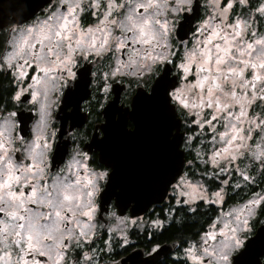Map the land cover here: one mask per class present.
Segmentation results:
<instances>
[{"label":"clouds","instance_id":"clouds-1","mask_svg":"<svg viewBox=\"0 0 264 264\" xmlns=\"http://www.w3.org/2000/svg\"><path fill=\"white\" fill-rule=\"evenodd\" d=\"M89 10L97 19L84 26ZM166 70L178 164L143 208L171 195L186 211L170 205L163 218H131L137 201L106 195L115 168L94 141L109 120L135 132L138 97L152 96ZM72 113L75 123L65 118ZM95 113L105 123L90 140ZM188 153L218 173L241 160L235 188L264 184V0H0V181L18 177L10 188L23 193L0 189V264H237L253 243L250 264H264V241L250 237L249 223L264 195L206 231H185L196 201L208 202L203 182L183 171ZM145 231L149 251L117 259Z\"/></svg>","mask_w":264,"mask_h":264},{"label":"water","instance_id":"water-1","mask_svg":"<svg viewBox=\"0 0 264 264\" xmlns=\"http://www.w3.org/2000/svg\"><path fill=\"white\" fill-rule=\"evenodd\" d=\"M169 83L166 70L152 96L140 94L136 111L132 114L137 123L135 132L125 131L123 120L115 124L112 132L106 131L105 138L109 146L104 156L109 158L115 168L106 195H118L125 204L136 200L139 211L133 214L129 207L133 216L142 215L152 205L165 201L154 200L143 208L147 202L162 195L165 179L178 164L174 141L168 139L178 121H174L162 96V90ZM116 188L120 189L119 193L115 192ZM134 257H137L136 253L126 259Z\"/></svg>","mask_w":264,"mask_h":264},{"label":"flooded vegetation","instance_id":"flooded-vegetation-1","mask_svg":"<svg viewBox=\"0 0 264 264\" xmlns=\"http://www.w3.org/2000/svg\"><path fill=\"white\" fill-rule=\"evenodd\" d=\"M85 17H82V22L84 23V26H87L89 23H95L96 19H97L96 17H93L91 15V10H89V12L87 14H85ZM89 59L91 60V57H89ZM33 72H34V66L32 69H29V77L28 78H30V75ZM85 72H86V69H85ZM28 78H26V82H27ZM187 79L193 80L194 77L189 75L187 77ZM123 95L127 96V93H123ZM110 99H111V97H110ZM68 102H71V101L69 100ZM257 103H259V102H257ZM124 105L127 107H130L131 99L130 98L125 99ZM208 111L209 110L205 109V113H207ZM249 111L251 112V109H249ZM65 118L66 119L73 118V122L74 123L76 122L74 119V113L66 114ZM190 119H195V117L193 116ZM103 123H105L104 117L100 113H95L94 114V123L88 125L87 134L89 135L90 140H91V137L93 135H95L97 130H98L97 125H101ZM114 126H115V124H113L112 121L109 120L108 125L105 127V131H107L108 133L112 132L114 130ZM69 128L71 129V122H69ZM128 128H129V130H132L134 128L131 121H129ZM197 128L198 127L195 124L192 126L193 131L196 130ZM184 130L185 129H182V131H184ZM99 133H100L101 138H103L104 133H103L102 128L99 129ZM67 138L68 137L66 136L65 139H67ZM94 142L97 144L98 147L101 148V150L104 154L107 145L109 146V144H108L109 142L108 143L106 142V138H104L101 141H94ZM194 143H195V141H194ZM189 160L192 161L191 164L188 163ZM208 170H210L209 165L208 164L201 165L200 163H198L196 158H195L194 153L186 154L183 171L188 172L189 179L201 180L203 183H205L208 186L209 190H218L221 187L222 182L225 180H230V183L233 184L237 180L242 179V178H239L236 171H230V175L228 174V176L230 177V179H229L227 177L226 173H222L219 175L216 171H213L212 169H211V171H213L217 174L212 176V177H208V176L203 174ZM212 183L215 184V186H217V187L212 189L211 188ZM218 186H220V187H218ZM25 191L27 192V189H25ZM254 193H259L261 195H264V184L247 183L246 186H244V187L241 186L240 188H235V189L231 188V186H228L226 188V194H225L226 198H225V202H224V207H221V208H217L216 206H214L213 204H210V203H205V201H201V202L196 203V213L193 214V217L191 218L190 222L186 224L185 231L187 233L191 234V233H195V232L208 230V226L212 223L213 219H215L216 217L220 216L221 214H223L225 212L231 211L229 208H231L232 206L233 207L236 206L237 205L236 203L238 201L242 200V202H243V201H246V200L252 198ZM181 200H183V198H181ZM171 201H172V208L174 209L175 213L180 214V213H184L186 211L185 206H183V205L176 206L174 203V198L171 195H168L163 203L152 205L146 213H144L142 215H138V217H142V218H149V217H151V218H156V217L163 218L164 211L166 209H169V208H163L164 204L171 202ZM256 211H257V218L255 220L249 221L251 228H252V231L250 233V237L255 238L257 236V238H256L257 241H264V225H261L259 223V219L264 218V201L258 205V207L256 208ZM127 214L131 218L137 217V216H133L131 214L130 208L127 210ZM187 227H190V229L187 230ZM216 227L219 228L220 224L218 223L216 225ZM150 236H151V234L147 231L140 233L139 235H130L129 239L134 240L135 243L125 245L124 249L122 250V253L117 256V259L123 261L124 259L128 258L130 255H133L134 253H136V255L138 257L141 253V250L146 251V252L149 251V249L147 247V243L149 241ZM104 239H108L107 234L104 235ZM66 242L67 241H65V243ZM159 242L163 246V245H166L168 243V239H167V237H161ZM86 247H87V244H86ZM254 255H255V244L253 243L250 245L247 252L242 253L241 256H239L235 259L237 261V264H250V261L254 257ZM41 259H44V258L41 257Z\"/></svg>","mask_w":264,"mask_h":264},{"label":"rangeland","instance_id":"rangeland-1","mask_svg":"<svg viewBox=\"0 0 264 264\" xmlns=\"http://www.w3.org/2000/svg\"><path fill=\"white\" fill-rule=\"evenodd\" d=\"M213 123H215V121H213ZM195 125L198 127V124H195ZM218 127H219V126H218ZM207 128H208V126L205 125V132H207ZM210 135H211V134L209 133V136H210ZM254 138H255V137H254ZM250 143H251V141H250ZM209 147H210V146H209ZM205 158H207V156H206ZM240 164H241V160L238 159V160L235 162V165H228L229 172H225V173L227 174V177H228L229 179H230V177L228 176V174L230 175V171H236V166H237V165H240ZM209 168H210V170L212 169L213 171H216V172L218 173V169L213 168L211 165H209ZM218 174L220 175V174H222V173H218ZM239 178H241V177H239ZM241 180H242V179H239V180H237L236 182H234L233 184L230 183V180H227V181H228L227 185H224L223 183L221 184V187L224 188V192L221 193V195H220L219 203H216V202H215V201H216V197L213 195V193L220 192L221 187L218 186V187H220L218 190H209L208 186H207L205 183H203L205 189L207 190V196H208V202H207V203L213 204V205L216 206L217 208L224 207V202H225V198H226V196H225V194H226V188H227L228 186H231V188H234V189H235L234 184L237 183V182H240ZM194 181H195L194 179H190V182H194ZM247 183H248V182L241 183V186L244 187V186L247 185ZM197 191H199V186H197ZM252 198H253V197H252ZM252 198H250V199H252ZM250 199H248V200H250ZM248 200L243 201V202H242V200H241V201H238V202L236 203V204H237L236 206H234V207L232 206V207L229 208V209H230L231 211L233 210V208H237V209H238L239 206L245 205V203H246ZM201 201H204V200H203V199L197 200L196 203L201 202ZM262 202H263V201H262ZM257 207H258V206H256V208H257ZM229 212H230V211H229Z\"/></svg>","mask_w":264,"mask_h":264},{"label":"snow or ice","instance_id":"snow-or-ice-1","mask_svg":"<svg viewBox=\"0 0 264 264\" xmlns=\"http://www.w3.org/2000/svg\"><path fill=\"white\" fill-rule=\"evenodd\" d=\"M255 66V65H254ZM45 70H47V69H45ZM21 75H23V72H21ZM225 150H227V149H225ZM19 178L18 177H14V176H9V178L7 179V180H3V181H0V189H3L5 186H8L9 187V192H8V195L10 196V197H12V198H17L18 196L19 197H22L23 196V193H16V192H13V191H11V188H10V186H11V182L13 181V180H18ZM29 195V197H34V195H35V190H33V192L32 193H29L28 194ZM213 195L214 196H219V193H213ZM67 198V197H66ZM256 201H250L249 203H255ZM87 214V213H86ZM211 235V234H210ZM26 239L28 240V246L31 248V247H34V245H33V243H32V235L29 233L27 236H26ZM57 258H59V257H57Z\"/></svg>","mask_w":264,"mask_h":264},{"label":"trees","instance_id":"trees-1","mask_svg":"<svg viewBox=\"0 0 264 264\" xmlns=\"http://www.w3.org/2000/svg\"><path fill=\"white\" fill-rule=\"evenodd\" d=\"M194 128H195V127H194ZM216 187H217V186H215V184H213V183L211 184V188H212V189H214V188H216ZM170 205L172 206V201H171V202H168V203H165L163 208H169ZM189 229H190V227H187V230H189Z\"/></svg>","mask_w":264,"mask_h":264}]
</instances>
